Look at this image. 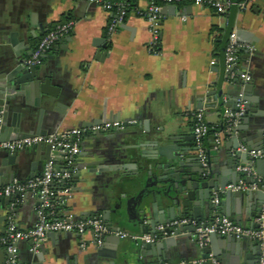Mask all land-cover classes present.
Here are the masks:
<instances>
[{
	"label": "crops",
	"instance_id": "0c3cea01",
	"mask_svg": "<svg viewBox=\"0 0 264 264\" xmlns=\"http://www.w3.org/2000/svg\"><path fill=\"white\" fill-rule=\"evenodd\" d=\"M147 4V0H135L124 21L109 32L114 12L93 0H0V80H5L7 75H12L17 67L23 65V60L48 29L68 19L74 21L72 29L54 42L43 56L42 63L37 65L41 76L39 84L21 81L12 91V96L0 86L3 96L0 97V107L3 112L6 111L5 106L10 107L7 109L10 121L18 113L31 116L35 122L41 118L43 134L65 128H90L114 120L127 124L123 129L86 131L81 137L80 153L75 155L79 161L74 166L63 155L49 153L54 167H72L73 170L69 172L70 194L59 206L58 215L71 214L76 219H83L80 218L82 212L121 201L127 214L120 230L135 234L148 233L142 230L147 220L136 219L138 213L132 203L142 184L133 186L118 180L144 179L147 176L146 162L154 165L159 160L165 161L164 157H146L153 156L158 146L167 143L153 142L161 127L173 124L178 135L191 137L190 113L202 109L206 123L221 130L223 111L226 108L234 110L236 100L242 94L248 100H245V107L249 109L245 108L237 124L241 129L236 135H249L248 141L254 150L262 149L264 143V133L260 137L254 135L255 125L264 124V0H245L244 8L235 5L222 15L192 2L162 5L158 54L148 49L149 32L144 16ZM232 30L243 44L237 67L250 75V83L249 80L235 82L238 76L230 78L225 71L223 49L227 34ZM45 80L46 87L57 94L55 100L67 105L55 126L50 121L52 114L57 113L53 108L54 102L44 104L41 94L40 85ZM247 86L249 91H245ZM200 97L202 108L196 106ZM135 130L137 136L129 135ZM213 133L208 132L204 136V149L208 150L212 168L227 170L228 161L236 151L235 136L231 132H223L216 146ZM46 152L45 147L19 151L10 166L21 179H14H28L34 162L37 163L36 170L41 173L46 163L43 161ZM241 164L247 163L239 160L238 166ZM88 165L95 170L86 171ZM237 168L235 175L239 179L246 181L251 177L252 181L256 177L263 178L255 167L257 176L246 175ZM161 171L152 168L154 175ZM53 184L60 187L56 181ZM205 190L207 195H213V188ZM191 193L189 200L192 206L201 211V216L194 219L210 221L217 214H223L231 218L240 216L242 226H255L254 220L260 210L246 218L251 207L261 208L255 201L236 197L227 200L220 195L219 205L215 206L212 198H205L204 189L195 188ZM11 198L9 203L5 200L3 206L0 205V236L5 232L9 204L13 200L17 201L14 217L18 228H28L37 220V194L28 191L23 196ZM111 231L104 235L101 245H96L92 233L87 231L83 235L84 247L81 246L80 235L75 232L47 236L43 264H68L76 258L79 262H87L99 249L111 255L119 246L131 247L135 243L133 239L121 237L122 243H118V234L113 228ZM189 234L186 228L181 232L173 246V261L203 258L202 249L212 246L211 236L204 247H199L194 235L191 239ZM214 240L219 254L211 250L212 258L221 259L223 264H246L249 260L255 264L259 251L256 241L247 238L237 248H228L224 242L219 243L221 239ZM31 244L30 240L17 243L18 264L38 260L30 249ZM150 257L154 261H164L158 256ZM0 264H7L6 253L1 246ZM127 264H134V254L128 258Z\"/></svg>",
	"mask_w": 264,
	"mask_h": 264
},
{
	"label": "water",
	"instance_id": "95a60500",
	"mask_svg": "<svg viewBox=\"0 0 264 264\" xmlns=\"http://www.w3.org/2000/svg\"><path fill=\"white\" fill-rule=\"evenodd\" d=\"M232 1L235 2V0ZM233 6H235V4H233L231 7ZM230 32L231 31L228 32L227 38ZM103 47H105V45ZM39 73L40 70L37 66L26 67L22 65L21 67L16 68V70L12 73L13 76L7 75L5 80L1 79L0 86L5 91L10 93L9 96H12V91L14 88L18 87L17 84L21 81L29 80L34 81V83L37 84L38 81L41 80ZM234 81L243 82V79L238 76V78ZM45 83H47V80H45L40 85L41 94L44 96L43 103L50 105L52 102H54L53 108L57 113L52 114L50 121L53 123V126H55L63 116V107L65 106V108H67V105H63L59 101H56L55 99L57 98V94H55L53 90L47 88ZM248 86H250V84H248ZM248 86L245 88V91H249L248 89H250V87ZM206 94L209 95L210 93ZM212 94L215 93L212 91ZM0 97H3L2 94ZM201 99L202 97L199 98L196 105L198 108L203 107ZM243 99L247 100L244 97ZM245 108L249 109L247 106ZM5 109L6 111L2 113L0 119V140H9L39 133L43 135L44 131L41 128V118L35 122L31 116H21L20 113H18L16 114V118L10 121L9 118H7V109L10 110V107L5 106ZM126 126L127 124L124 127ZM220 127L222 129L223 125ZM239 129H241V127L236 125L231 132V134H234L235 136L234 146L236 151L228 161L229 168L227 170L222 169L218 171L211 167L207 149H205V154L208 167L205 168L201 165L198 147L195 144L193 135L191 137L178 135L176 133L177 128L173 124H169L167 128L161 127L159 129L160 133L156 135V138L153 140V142H155V144L158 142L167 143L163 146H158L156 151L153 153V156L146 157L149 159L164 157L165 161L159 160L158 163L154 165L150 162H146L147 176L144 179L142 177H138L127 180H118L119 182H125L127 185L129 183L133 186L142 184V187L138 190L136 197L132 199V203L135 204V209L138 213L136 219L138 221H142L143 219L147 220V223L142 230L154 235L156 240L152 242H146L137 239L131 247H125L121 245L111 255H107L102 249H99L95 257L88 260L87 262H79L76 258L75 260L73 259L72 261L68 262V264H127L128 258L133 254L134 264H158L161 262V260L154 261L150 255H154V257H161L164 259V261H173V246H175L177 240L180 238L181 232L185 228L188 229L190 232L189 237L192 239L194 227L192 225L186 227V224H177L175 226H167V224L173 220H176V218H198L201 216V211L193 207L189 200L192 198V189L195 188L204 189V196L206 199L209 197L212 198V195H207V191L205 189L213 188V190H224L221 195H224L225 199L227 200L229 197H236L247 201H255L258 206L261 205L264 201V192H262L261 186L255 190H225V187L229 184V182L235 184L239 180V177L235 175V170L239 164V160L257 168V172L264 178V158H255L248 155V151L251 149V145L248 141L249 135L237 136L236 132ZM254 129V135L256 137H260L264 133V124H256ZM129 135L137 136L138 132L135 130L130 132ZM181 139H183V141H180ZM240 146H243L245 150H239L238 148H240ZM40 147H45L47 150L46 155L43 158V161L47 162L50 159L49 153L51 152V148L48 144L43 142L35 144V146H32V148L24 147L12 152L5 149H0V186L11 183L14 177L21 179V177L13 170V167L10 166L14 163L19 151H28L34 148L38 149ZM71 161V166H74L77 164L79 159L73 157ZM193 161L197 162L193 163ZM153 167L161 169V173L158 175L152 174ZM55 168L56 170H67L68 172H73L72 167L69 169H60V166L56 165ZM36 169L37 163L34 162L31 165V172L28 173V178H33L40 174ZM90 170H95V168L92 165H88L86 171ZM246 181L250 182L251 177H248ZM183 195H185V197H183ZM11 199V197H0V205L3 206V201L5 200L7 203H9ZM126 201L129 202L128 200ZM258 210H260L258 207H251L246 213V218H248L249 215H254ZM99 214H101V218L107 228L110 230L113 228L114 232H118L121 229L127 212L124 209L121 201H113L107 203L104 206L95 207L94 211L82 212L80 218L84 219L93 215L99 216ZM1 218L4 219L5 217L2 216ZM229 218L242 225L240 216ZM157 224L163 225L164 229H156L155 226ZM61 233L63 234L65 232H49L47 236L55 237ZM210 236L212 237V246L204 247L202 249L204 252L202 257L206 259L205 264H212V262H209V260L212 258V255L209 254L211 250H214L215 254H219L215 250L214 239H221V242L219 243L222 244L224 242L225 246L228 248H237L239 244H243L247 240V237H235L233 235L211 234ZM117 240L118 243H122L118 235ZM194 240L196 241V239ZM30 243H32V241H30ZM257 247L259 249L258 244ZM45 253L46 249L44 247L43 241L40 244L39 251L34 254V257L38 260H34L32 264H43ZM258 256L259 251L255 257V264H257ZM215 261H220V264H223V261L219 258H216ZM252 262L253 260H249L246 261V264H251Z\"/></svg>",
	"mask_w": 264,
	"mask_h": 264
},
{
	"label": "built area",
	"instance_id": "2783aa9c",
	"mask_svg": "<svg viewBox=\"0 0 264 264\" xmlns=\"http://www.w3.org/2000/svg\"><path fill=\"white\" fill-rule=\"evenodd\" d=\"M95 3L101 5L104 9L112 10L114 17L111 20L108 31H113L116 26L121 24L129 10V4L124 0H93ZM148 4L144 11V16L147 22V29L149 32L148 49L153 54H158L160 51V28L159 20L161 18V7L165 4H178L181 2H192L197 5L210 8L217 14H226L230 7L235 4L240 8H244L245 0H147ZM74 25L72 19L56 24L54 27L48 29L39 39L36 47L32 50L22 62L26 67L37 66L42 63L43 56L51 48L55 41L61 36L68 33ZM243 44L239 42L237 33L232 30L227 38L224 46V63L225 71L230 78L239 76L243 80L250 79V75L246 71L240 70L238 65L239 51ZM3 109L0 107V119ZM245 113V100L242 94H239L235 109L226 108L223 111V128L215 131L214 143L216 146L220 143L223 132L230 133L234 127L239 123L241 117ZM192 121V131L194 141L198 147L201 165L208 167L205 149L203 146V138L208 133L209 127L205 121L203 110L196 109L190 113ZM132 122V121H130ZM125 123L123 121L114 120L106 121L101 124L92 125L90 128H65L55 130L49 134L31 135L25 137H18L9 140H0V149L14 151L29 147L37 143L43 142L50 146L51 151L56 154H61L67 161H71L75 155L80 152V141L82 135L90 130H108V129H123ZM239 150H245L241 147ZM248 153L255 158H264V143L262 149H251ZM237 170L249 176H257L252 166L248 164H241ZM70 174L68 171L56 170L54 167V160L52 157L44 164L43 170L40 174L33 178L25 180L13 179L11 183L0 186V197H11L15 195L23 196L26 192L37 194L39 203L36 207V222L25 229L17 227L14 217V210L17 201H12L9 204V214L5 223V232L0 236V246L6 252L7 264H18V249L17 243L19 241L30 240L31 251L37 253L40 244L47 238L49 232H75L81 237V246H85L83 235L90 231L93 236V242L96 245H101L103 237L106 233L112 231L107 228L101 217L91 216L84 219H76L71 214L59 216L58 208L65 200V197L70 194L69 185ZM57 182L60 187H55L54 182ZM261 186L264 192V178L256 177L254 180L247 182L244 179H239L237 183H229L225 190L230 191H245L255 190ZM224 190H214L212 195V202L215 206L219 205L220 195ZM255 226L246 227L234 222L228 216L217 214L210 221H200L194 218H182L171 221L167 226H175L177 224H188L194 227V237L199 247H204L211 234L219 235H233L235 237H247L256 241L259 246V256L257 264H264V201L261 204L259 213L255 217ZM158 230H163V225L157 226ZM121 238H130L133 240H143L152 242L156 240L154 235L135 234L126 231L115 232ZM212 264H217L214 258H211ZM205 258L181 259L177 261H161L158 264H205ZM28 264H32L29 262Z\"/></svg>",
	"mask_w": 264,
	"mask_h": 264
},
{
	"label": "trees",
	"instance_id": "16d2710c",
	"mask_svg": "<svg viewBox=\"0 0 264 264\" xmlns=\"http://www.w3.org/2000/svg\"><path fill=\"white\" fill-rule=\"evenodd\" d=\"M112 1H120V0H112ZM126 3H128L129 5V8L131 7V6H133V4H134V2H135V0H124ZM208 127H209V131L208 132H215V131H217V130H219V127H215V128H212V127H210V125H208Z\"/></svg>",
	"mask_w": 264,
	"mask_h": 264
}]
</instances>
